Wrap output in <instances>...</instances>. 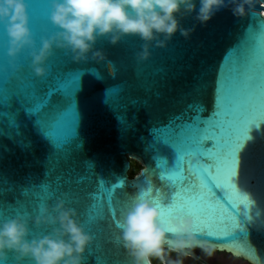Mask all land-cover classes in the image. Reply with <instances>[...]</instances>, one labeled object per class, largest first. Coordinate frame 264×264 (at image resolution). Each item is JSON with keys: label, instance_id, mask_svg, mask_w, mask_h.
Instances as JSON below:
<instances>
[{"label": "water", "instance_id": "water-1", "mask_svg": "<svg viewBox=\"0 0 264 264\" xmlns=\"http://www.w3.org/2000/svg\"><path fill=\"white\" fill-rule=\"evenodd\" d=\"M29 2L39 45L57 29L49 0ZM237 2L243 15L228 0L205 23L182 10L188 36L148 42L147 59L136 36L98 39L104 59L75 62L55 49L44 80L27 53L23 70L12 69L0 29V87L9 97L0 105V219L34 217L64 198L93 237L85 264H132L115 222L129 197L150 189L166 218L187 214L218 252L264 264V0ZM58 82L71 96L54 93L44 111L73 107L68 142L54 149L26 109L33 93L42 98ZM132 160L142 169L130 176Z\"/></svg>", "mask_w": 264, "mask_h": 264}, {"label": "clouds", "instance_id": "clouds-1", "mask_svg": "<svg viewBox=\"0 0 264 264\" xmlns=\"http://www.w3.org/2000/svg\"><path fill=\"white\" fill-rule=\"evenodd\" d=\"M236 4L234 15H243V3ZM248 2V0H244ZM228 0H49L48 19L57 31L37 44L32 28L29 0H0V29L6 36L5 56L15 71H22L21 57L26 53L33 76L39 80L50 75L48 61L55 49L68 52L75 62L104 59L95 49L100 38L117 43L122 37L136 36L145 42L142 59L149 55L148 42L163 46L179 31L188 36L177 19L183 10L196 11L201 23L226 7ZM150 189L129 197L119 209L115 226L119 241L132 264H182L169 255L194 258V250L211 257L215 243L202 238L195 218L178 212L165 217L157 198L145 194ZM39 229L35 234L33 229ZM93 243L77 210L57 198L45 204L36 216L16 214L0 219V264H85V254Z\"/></svg>", "mask_w": 264, "mask_h": 264}, {"label": "snow or ice", "instance_id": "snow-or-ice-1", "mask_svg": "<svg viewBox=\"0 0 264 264\" xmlns=\"http://www.w3.org/2000/svg\"><path fill=\"white\" fill-rule=\"evenodd\" d=\"M68 77L72 80L70 75H68ZM31 87L34 88L35 85H31ZM56 92H60L66 96H71V92L69 91L67 84L58 82L54 88L50 87L48 92L42 98L35 97V94L33 93L36 103L32 107L26 109V112L30 116L35 115L34 124L37 130L52 145L54 149H59L63 146V144L68 142V132L70 125L68 117L72 112L73 102L70 101L68 106L63 109L57 105H52L48 111H44V109L48 108L49 106V100L51 96ZM8 98L9 97L5 94L4 89L0 87V105H4ZM3 115H7V113L0 112V116ZM10 122L15 124L14 119ZM247 122L249 121H246L243 125H245ZM181 135H183V133H181ZM99 183L103 184L104 181L101 179ZM116 186L123 187V182H116ZM43 187L45 190L47 189L46 185Z\"/></svg>", "mask_w": 264, "mask_h": 264}, {"label": "flooded vegetation", "instance_id": "flooded-vegetation-1", "mask_svg": "<svg viewBox=\"0 0 264 264\" xmlns=\"http://www.w3.org/2000/svg\"><path fill=\"white\" fill-rule=\"evenodd\" d=\"M194 258L177 257L176 253H171L169 259H181L182 264H249L243 259L233 257L230 254L216 251L211 257L205 256L200 249L194 250ZM153 264H155L153 262Z\"/></svg>", "mask_w": 264, "mask_h": 264}, {"label": "rangeland", "instance_id": "rangeland-1", "mask_svg": "<svg viewBox=\"0 0 264 264\" xmlns=\"http://www.w3.org/2000/svg\"><path fill=\"white\" fill-rule=\"evenodd\" d=\"M131 164H132V169L131 170H133V172H134V175L136 174V173H138L141 169H142V166H141V164H139L138 162H136V161H131ZM131 170H130V172H131ZM155 264H160V262L159 261H153Z\"/></svg>", "mask_w": 264, "mask_h": 264}, {"label": "trees", "instance_id": "trees-1", "mask_svg": "<svg viewBox=\"0 0 264 264\" xmlns=\"http://www.w3.org/2000/svg\"><path fill=\"white\" fill-rule=\"evenodd\" d=\"M131 169H132V164H131ZM133 175H134V172H133V170H131L130 176H133Z\"/></svg>", "mask_w": 264, "mask_h": 264}, {"label": "bare ground", "instance_id": "bare-ground-1", "mask_svg": "<svg viewBox=\"0 0 264 264\" xmlns=\"http://www.w3.org/2000/svg\"><path fill=\"white\" fill-rule=\"evenodd\" d=\"M263 15H264V10H263Z\"/></svg>", "mask_w": 264, "mask_h": 264}]
</instances>
